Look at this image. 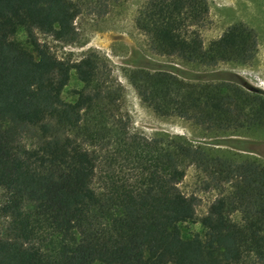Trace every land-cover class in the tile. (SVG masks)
<instances>
[{"label":"trees","instance_id":"trees-1","mask_svg":"<svg viewBox=\"0 0 264 264\" xmlns=\"http://www.w3.org/2000/svg\"><path fill=\"white\" fill-rule=\"evenodd\" d=\"M208 11L207 0H147L135 25L154 54L201 68L251 65L257 41L243 23L204 45L196 27ZM79 13L72 0H0V264H264V162L220 150L247 151L222 139L264 129V93L234 76L134 63L126 79L142 105L221 140L209 148L131 132L122 87L97 54L61 60L35 36L73 43ZM18 29L30 49L12 39ZM72 71L82 88L67 101ZM188 166L216 196L199 219L203 234L183 239L197 202L179 188Z\"/></svg>","mask_w":264,"mask_h":264},{"label":"rangeland","instance_id":"rangeland-1","mask_svg":"<svg viewBox=\"0 0 264 264\" xmlns=\"http://www.w3.org/2000/svg\"><path fill=\"white\" fill-rule=\"evenodd\" d=\"M80 7V13L74 20L77 40L64 43L54 40L51 36L35 31L40 44L49 48L58 59L77 62L89 54H97L102 70L109 73L121 87L117 96L121 113L130 117V131L147 138L158 135L180 137L194 146L206 145L211 148L221 137L208 135L198 126L178 117H158L142 105L136 92L126 79V74L135 68L134 63H146L151 66L169 69L175 68L180 75L196 79L218 80L232 76L241 80L248 88L264 93V0H207L208 16L196 27L204 45L218 39L231 25L243 23L252 29L256 41V57L251 65L219 63L212 68H201L186 64L174 56L154 54L148 46V38L135 25L138 12L147 0H72ZM12 39L24 48L30 49L24 29H18ZM215 82V81H211ZM82 88L74 71L70 74L68 85L63 91L67 101L75 99L74 91ZM222 139L225 144H232L247 151L228 150L232 153L263 160L264 129L260 131L242 130ZM34 138L29 134L28 141ZM230 140L231 142H229ZM218 148V147H214ZM207 178L194 166H188L185 176L179 184L180 190L186 195L197 199L195 219L180 224L183 239L202 235L203 228L199 219L206 213L209 204L215 198V191L207 188ZM4 193L0 189V202ZM8 219L0 216V239L6 237Z\"/></svg>","mask_w":264,"mask_h":264},{"label":"water","instance_id":"water-1","mask_svg":"<svg viewBox=\"0 0 264 264\" xmlns=\"http://www.w3.org/2000/svg\"><path fill=\"white\" fill-rule=\"evenodd\" d=\"M249 90H253L252 88H250Z\"/></svg>","mask_w":264,"mask_h":264}]
</instances>
